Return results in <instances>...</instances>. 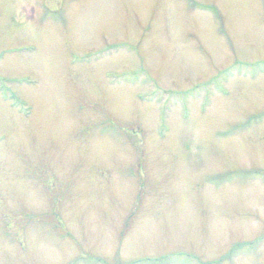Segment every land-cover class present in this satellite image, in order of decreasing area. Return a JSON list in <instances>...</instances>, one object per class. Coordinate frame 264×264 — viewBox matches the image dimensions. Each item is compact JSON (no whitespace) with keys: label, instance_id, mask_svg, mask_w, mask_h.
<instances>
[{"label":"rangeland","instance_id":"obj_1","mask_svg":"<svg viewBox=\"0 0 264 264\" xmlns=\"http://www.w3.org/2000/svg\"><path fill=\"white\" fill-rule=\"evenodd\" d=\"M264 0H0V264H264Z\"/></svg>","mask_w":264,"mask_h":264},{"label":"trees","instance_id":"obj_2","mask_svg":"<svg viewBox=\"0 0 264 264\" xmlns=\"http://www.w3.org/2000/svg\"><path fill=\"white\" fill-rule=\"evenodd\" d=\"M264 67V66H263ZM115 264H117V263H115ZM120 264H123V262H121Z\"/></svg>","mask_w":264,"mask_h":264}]
</instances>
